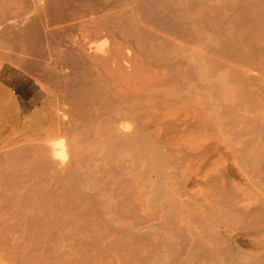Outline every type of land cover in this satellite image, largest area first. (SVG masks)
I'll return each mask as SVG.
<instances>
[{"label": "rangeland", "instance_id": "rangeland-1", "mask_svg": "<svg viewBox=\"0 0 264 264\" xmlns=\"http://www.w3.org/2000/svg\"><path fill=\"white\" fill-rule=\"evenodd\" d=\"M47 2L0 0V264H264V0H58L64 15ZM93 25L106 32L85 42ZM47 38L108 44L105 74L121 93L137 84L134 119L151 111L130 124L134 147L113 151L108 123L89 121L97 87H67Z\"/></svg>", "mask_w": 264, "mask_h": 264}, {"label": "bare ground", "instance_id": "bare-ground-1", "mask_svg": "<svg viewBox=\"0 0 264 264\" xmlns=\"http://www.w3.org/2000/svg\"><path fill=\"white\" fill-rule=\"evenodd\" d=\"M50 2V1H49ZM56 2V1H55ZM59 2H61V1H59ZM59 2H56V3H54L53 5V7H49L48 5H50V3L48 4V2H47V10H51V11H54L56 14H58V15H64V13L63 12H65L63 9H64V7L62 6V4H60ZM63 2V1H62ZM81 2V1H80ZM87 2H88V0H87ZM95 2V1H94ZM53 3V2H52ZM84 3V2H83ZM82 2H81V4H83ZM102 3V2H101ZM88 4H89V2H88ZM90 4H91V2H90ZM94 4V3H93ZM92 4V5H93ZM43 5V4H42ZM65 5V4H64ZM74 5H76V4H74ZM86 5V4H85ZM95 5V4H94ZM66 6V5H65ZM95 6H98L97 5V3H96V5ZM101 6V5H100ZM85 7V6H84ZM49 8H51V9H49ZM67 8V7H66ZM70 8V7H69ZM77 8V7H76ZM86 8V7H85ZM90 8V7H89ZM103 8V7H102ZM46 9H44V11H43V13L46 11ZM68 11V10H67ZM71 11V10H70ZM50 12V11H49ZM47 13V12H46ZM45 13V14H46ZM63 13V14H62ZM72 13V12H71ZM70 13V14H71ZM78 13V12H77ZM86 13V12H85ZM131 13V12H130ZM44 14V15H45ZM50 14H52V12H50ZM68 14V13H67ZM73 14V13H72ZM132 15V14H131ZM56 16V15H55ZM101 16V15H100ZM62 17V16H61ZM67 17V16H66ZM76 17V16H75ZM109 17V16H108ZM132 17H134V16H132ZM55 18V17H54ZM60 18V17H59ZM110 18V17H109ZM112 18H114V17H112ZM99 19V18H98ZM115 19V18H114ZM126 19V18H125ZM93 20V19H92ZM101 20V19H100ZM88 21V20H87ZM96 21V20H95ZM103 21V20H102ZM146 21V20H145ZM108 22H110V21H108ZM116 22V21H115ZM120 22H121V20H120ZM131 22V21H130ZM91 23V22H90ZM72 24V23H71ZM93 24V23H92ZM103 24V23H102ZM110 24V23H109ZM100 25V24H99ZM94 26V27H92V28H88L89 30H87L88 32L86 33V31H85V35H86V38L84 37V41H85V39H93V40H95V37H98V36H100L101 34H104L106 31H104V27L102 28V26L100 27V26ZM148 25V24H147ZM112 26V25H111ZM33 27V26H32ZM55 27V26H54ZM90 27V26H89ZM108 27H109V25H108ZM78 28V27H77ZM87 28V27H86ZM111 29V28H110ZM50 30V29H49ZM85 30V29H84ZM118 30V29H117ZM116 30V31H117ZM48 31V30H47ZM104 31V33H102ZM107 31H109V30H107ZM164 31V30H163ZM149 32V31H148ZM145 33V32H144ZM49 34V33H48ZM54 34H56V33H54ZM53 33H52V35H54ZM58 34V33H57ZM69 34V33H68ZM78 34H79V32H78ZM83 34V33H82ZM108 34V33H107ZM125 34V33H124ZM65 35H67V34H65ZM70 35V34H69ZM85 35H83V36H85ZM109 35H111V34H109ZM119 35H120V33H119ZM57 36V35H56ZM56 36H54V37H56ZM61 36V35H60ZM63 36H64V34H63ZM141 36V35H140ZM26 37H28V36H26ZM48 37V36H47ZM53 37V36H52ZM62 37V36H61ZM68 37V36H67ZM119 37V36H118ZM124 37V36H123ZM123 37H120V38H123ZM138 37H139V35H138ZM51 38V37H50ZM49 38V39H50ZM56 38H59V37H56ZM56 38H54V39H56ZM83 38V37H82ZM126 38V37H125ZM33 39V38H32ZM60 39V38H59ZM65 39V38H64ZM64 39H62V40H64ZM110 39V38H109ZM114 39V38H113ZM57 41H58V39H56ZM108 40V39H107ZM26 41V40H25ZM41 41V40H40ZM51 41L52 40H49L48 41V38H47V42H50L48 45H44V46H47L46 48H48V46L50 45V48H51V46H55L56 44V42L57 41H55V42H53L54 43V45L51 43ZM60 41V40H59ZM58 41V42H59ZM83 41V42H84ZM89 41V43H92L93 41L92 40H88ZM87 40L85 41V42H88ZM90 41H92V42H90ZM165 41V40H164ZM163 40H162V43L164 42ZM57 42V43H58ZM65 42V41H64ZM67 42V41H66ZM71 42V41H70ZM69 42V43H70ZM100 42V41H99ZM98 42V43H99ZM115 42V41H114ZM152 42V41H151ZM27 43V42H26ZM33 43V42H32ZM39 43V42H38ZM44 43V42H43ZM43 43H41L40 42V44L42 45ZM60 44L61 43H63L62 41L61 42H59ZM87 44V45H85L84 43L82 44H76L75 45V47H70V46H66L65 45V49L63 48V49H60V48H62L63 46H64V43L63 44H61L62 46L60 47L59 45L60 44H58V46L59 47H57V49H56V51L55 52H53V53H55L56 55L54 56V54L52 55L54 58H55V61H57V64H59V66L61 67V68H63L64 66H66V67H64L65 69L67 68V70H69V72H67L66 73V76L65 77H67V87H69V86H76V84H80V85H82V84H85V87H88L87 89H89V86H91L90 84H93L94 85V87H97V91L96 92H94V93H92V89H91V87H90V89L92 90V91H89L88 92V95L86 96L87 97V105H86V107L84 106V109L86 110L85 111V115H87V118L88 119H90L89 121H91L93 124H96L97 123V125L99 124V126L101 127V126H103V125H105V123L107 124L106 126H105V128L107 127V126H109L108 127V131L107 132H105V130L102 132V131H100V132H102V134L103 133H107V135L110 133L109 131H112L111 133H110V136H112V139H109V138H107V137H105V134H104V139H103V141L106 139H109L110 141L111 140H115L114 142H112L113 144H114V146H115V148L113 147V151L115 150V149H117V147H118V149L119 148H121L122 146L123 147H125V145L126 144H128V143H130V146L132 145L133 147H134V145L136 144V141H134L136 138H138L139 136H140V134H139V136H135L134 135V131L135 130H130L131 128H130V124H132V122H137V121H139V123H141V121H142V125H143V120H144V118H146V116H148L149 115V113L151 112H149L148 110H147V113L146 114H148V115H145V116H143L142 117V119H141V121H140V118L139 117H137L138 118V120L136 121V119H134V114L135 113H137L136 111L134 112V108H135V106L133 107V106H131L132 104V100H134L133 102H135L136 100L135 99H133V96H132V94L134 95V91H132V89H134V87L137 85H135L134 86V84H133V86H130V87H132V89L130 90L131 91V93L128 91V89H127V87L126 88H124V87H122V89L124 88V90H126V93H124V92H122L121 93V91H120V88L118 89V83H117V79H116V77H109L107 74H105L106 73V71L108 70V64L107 63H110L109 61H112L109 57H106L104 54L108 51V49L106 50L105 48H107V45L108 44ZM112 43V42H111ZM124 42H122V43H116V45H115V47L113 48L114 50H116V51H121V50H124L125 48H127V46L125 45V44H123ZM161 43V44H162ZM196 43V42H195ZM37 44V43H36ZM113 44V43H112ZM157 44V43H156ZM40 45V46H41ZM106 45V46H105ZM163 45V44H162ZM39 46V47H40ZM43 45L40 47V48H42V47H44ZM86 46V47H85ZM159 46V45H158ZM34 48V47H33ZM39 48V49H40ZM52 48H54L55 49V47H52ZM151 48V47H150ZM162 48V47H161ZM32 49V48H31ZM45 49V48H44ZM43 48H42V51L44 50ZM41 50V49H40ZM50 50H53V49H50ZM113 50V51H114ZM127 50H128V48H127ZM139 50V49H138ZM144 50V49H143ZM149 50H151V49H149ZM48 51H49V49H48ZM130 51H131V49H130ZM44 52V51H43ZM89 52H93V54L92 53H89ZM125 52H126V50H125ZM148 52V51H147ZM194 52V51H193ZM95 53V54H94ZM108 53V52H107ZM195 53V52H194ZM107 55V54H106ZM131 55V54H130ZM193 55V54H192ZM110 56V55H109ZM198 56V55H197ZM115 57V56H114ZM56 59H58V60H56ZM54 61V62H55ZM196 61H194V64H196L195 63ZM111 63H113V62H111ZM110 63V64H111ZM128 64V63H127ZM111 66V65H110ZM144 66H146V65H144ZM110 68V67H109ZM58 69V68H57ZM60 69V68H59ZM61 70H63V69H61ZM66 72V71H65ZM109 73H110V71H109ZM116 73V72H115ZM114 73V74H115ZM127 73V72H126ZM113 74V75H114ZM65 75V74H64ZM162 75V74H161ZM115 76V75H114ZM118 76V75H117ZM159 76V75H158ZM156 77V76H155ZM130 78V77H129ZM171 78V77H170ZM148 79V78H147ZM130 80V79H129ZM157 80V79H156ZM164 80V79H163ZM163 80H161V81H163ZM166 80H168V79H166ZM169 81H172V79L171 80H169ZM63 82V81H62ZM61 82V83H62ZM119 82V81H118ZM129 82V81H128ZM148 82V81H147ZM150 82V81H149ZM120 83V82H119ZM151 83V82H150ZM156 83H158V82H156ZM64 84V83H63ZM131 84V83H130ZM87 85H89V86H87ZM65 86V85H64ZM128 86V85H127ZM147 86V85H146ZM139 87V86H138ZM143 87V90H144V87L145 86H142ZM142 87H141V89H142ZM150 87H151V85H150ZM149 87V88H150ZM128 88H129V86H128ZM154 88V87H153ZM157 88V87H156ZM159 88V87H158ZM80 89V88H79ZM137 89V88H136ZM140 89V88H139ZM161 89V88H160ZM169 89V88H168ZM147 90V89H146ZM155 90V89H154ZM184 90V89H183ZM105 91V93H106V91H108V92H110V94L109 93H106L107 95L104 97V101L105 102H103V103H100V101H101V99H100V95L101 94H103V92ZM151 91H153V90H151ZM90 92H91V94H90ZM129 92V93H128ZM84 93V92H83ZM136 93L137 92H135V95H136ZM141 93V92H140ZM158 93V92H157ZM163 93V92H162ZM165 94V93H164ZM86 95V94H85ZM104 95V94H103ZM139 95V94H138ZM142 95V94H141ZM74 96V95H73ZM147 96H149V94L148 95H146V97ZM83 97V96H82ZM85 97V98H86ZM144 97V100H146V102H147V104H148V100H150L149 98H151V96L150 97H148V98H146L145 97V95L143 96ZM142 97V98H143ZM141 98V102H143L142 99ZM146 98V99H145ZM73 99H74V97H73ZM148 99V100H147ZM68 101V100H67ZM94 101H97L96 102V104H98L97 105V107H94V105L95 104H93L94 103ZM140 100H138L137 99V102L138 103H140L139 102ZM151 101V100H150ZM78 105H79V103H78V101H75ZM84 102V101H83ZM93 102V103H92ZM145 102V101H144ZM144 102H143V104H144ZM145 102V103H146ZM76 103H73V105L74 104H76ZM129 103H130V105H129ZM69 104V103H68ZM76 104V105H77ZM81 104V103H80ZM150 104V103H149ZM71 105H72V103H71ZM76 105H75V107H76ZM77 105V107H76V109H75V111L73 110V112L75 113V116L77 115L78 116V120H80V124L82 123V124H84L85 123V120H83V119H81V117H82V112L80 111L81 109H79V106ZM83 105H85L84 103H83ZM125 105V106H124ZM139 106H146V104H144V105H139ZM138 106V107H139ZM71 107H74V106H71ZM83 107V106H82ZM137 107V106H136ZM143 107V108H144ZM81 108V107H80ZM140 108V107H139ZM143 108H141V109H143ZM152 108V107H151ZM67 109V108H66ZM135 110H138L137 108H135ZM140 110V109H139ZM159 110V109H158ZM84 111V110H83ZM68 112V111H67ZM149 112V113H148ZM145 113V112H144ZM73 114V113H72ZM69 115V114H68ZM135 116H136V114H135ZM149 118H150V115H149ZM148 118V119H149ZM133 119L135 120V121H133ZM147 119V118H146ZM145 119V120H146ZM75 120V119H74ZM144 120V121H145ZM155 120V119H154ZM71 121V120H70ZM147 121H149V120H147ZM146 121V122H147ZM76 122V121H75ZM138 123V122H137ZM149 123V122H148ZM73 124H74V121H73ZM78 124V123H77ZM62 125V124H61ZM74 125H76V123L74 124ZM152 125H154V124H152ZM133 126V125H132ZM139 126V125H138ZM64 127H66L65 125L63 126L62 125V130H63V128ZM147 127V126H146ZM149 127V126H148ZM147 127V128H148ZM154 127V126H153ZM98 128V127H97ZM174 128V127H173ZM69 129V128H68ZM79 129V128H78ZM101 129H103L102 127H101ZM107 129V128H106ZM139 129H145V128H141L140 126H139ZM149 129V128H148ZM65 130V129H64ZM70 130V129H69ZM75 130H77V129H75ZM67 131L68 130H65L64 132L63 131H61V130H59V131H57V137H58V134L59 135H63L64 137L65 136H67V135H65V132L67 133ZM78 131H80V129L78 130ZM99 131V130H98ZM146 131V130H145ZM154 131H156V130H154ZM77 132V131H76ZM96 132H97V130H96ZM139 132H141L142 133V130L141 131H139ZM138 132V133H139ZM70 133V132H69ZM79 134V133H78ZM97 134H98V132H97ZM96 134V135H97ZM147 134H149L150 135V133H148L147 132ZM52 135V134H51ZM70 135H71V133H70ZM101 135V134H100ZM80 136V135H79ZM53 137H55V136H53ZM61 137V136H60ZM74 137H75V135H74ZM78 137V136H77ZM97 137H100V136H97ZM96 137V138H97ZM126 137L128 138V139H126ZM141 137H142V135H141ZM141 137H140V139H141ZM144 137V136H143ZM142 137V139H141V141L142 142H140V143H143L145 146H148L147 144H146V141H144L143 142V139L145 138H143ZM83 138V137H82ZM101 138V137H100ZM147 138V137H146ZM70 139V138H69ZM139 139V138H138ZM55 140V141H54ZM54 142L53 143H51L50 145H51V147H49V150H50V148L52 149V155L55 157V158H59V159H62L63 157H64V151H63V144H62V142H60V141H56V139L54 138ZM109 140H107V144L109 145L110 144V142L108 143V141ZM131 140H133V141H131ZM146 140V139H145ZM70 141V140H69ZM153 141L155 142V140L153 139ZM52 142V141H51ZM105 142L106 141H104V143L103 144H105ZM131 142H135V144L133 143H131ZM138 142V141H137ZM149 142H150V140H149ZM79 143V142H78ZM77 143V144H78ZM66 144V143H65ZM69 144H70V142H69ZM72 144V143H71ZM74 144H75V142H74ZM102 144V143H101ZM112 144V145H113ZM76 145V144H75ZM112 145H110L111 147H112ZM139 145H142V144H139ZM138 144L136 145V146H139ZM164 145V144H163ZM65 146V145H64ZM79 147H80V145H78ZM83 146V145H82ZM129 146V147H130ZM150 146V145H149ZM74 147V146H73ZM109 147V146H108ZM122 147V148H123ZM110 148V147H109ZM79 149V148H78ZM81 149V148H80ZM139 149H140V147H139ZM145 149V148H144ZM67 151V150H66ZM82 151V150H81ZM85 151V150H84ZM118 151V150H117ZM119 151H120V149H119ZM125 152H126V148H125V150H124ZM129 151V150H128ZM143 151V150H142ZM113 153V152H112ZM127 153V152H126ZM129 153H133V151H129ZM128 153V154H129ZM115 154V153H114ZM125 154V153H124ZM51 155V156H52ZM75 155V154H74ZM134 155V154H133ZM148 155V154H147ZM128 157V156H127ZM75 158V157H74ZM76 159V158H75ZM104 159V158H103ZM114 159H116L115 157H114ZM128 159V158H127ZM79 161V160H78ZM57 162H58V160H57ZM64 162V161H63ZM141 162V161H140ZM80 163V162H79ZM127 163V162H126ZM58 164V163H57ZM63 164V163H62ZM71 164V163H70ZM82 164V163H81ZM69 165V163L66 165V166H68ZM73 165V164H72ZM75 165V164H74ZM118 165V164H117ZM65 166V165H64ZM75 166H77V165H75ZM102 167H103V165H101ZM119 166V165H118ZM121 166V165H120ZM129 166V165H128ZM68 167H70V166H68ZM96 167H97V165H96ZM99 167H100V165H99ZM65 168V167H64ZM128 168V167H127ZM144 168H146V167H144ZM78 169V168H77ZM133 170V169H132ZM71 171V170H70ZM73 171V170H72ZM74 172V171H73ZM71 173V172H70ZM146 174V173H145ZM149 177V176H148ZM173 177H175V176H173ZM133 178V177H132ZM83 179V178H82ZM81 179V180H82ZM150 180V179H149ZM98 181H100V179L98 180ZM102 182V181H101ZM107 182H110L111 183V180L110 181H107ZM104 183V182H103ZM79 184V183H78ZM105 186V185H104ZM87 187V186H86ZM157 187V186H156ZM146 188V187H145ZM144 189V188H143ZM147 189V188H146ZM107 191V190H106ZM106 193V192H105ZM108 196V195H107ZM108 198H110V197H108ZM147 200V199H146ZM148 203H149V201H148ZM196 208V207H195ZM115 210V209H114ZM97 211V210H96ZM101 211V210H100ZM116 211V210H115ZM96 213V212H95ZM117 213V212H116ZM25 214V213H24ZM28 215V214H27ZM101 215V214H100ZM92 216V215H91ZM98 217H99V215H98ZM101 220V219H100ZM184 221V220H183ZM91 222V221H90ZM100 222V221H99ZM52 224V223H51ZM50 224V225H51ZM210 226V225H209ZM124 230V229H123ZM99 231V230H98ZM100 232V231H99ZM203 233V232H202ZM97 234H98V232H97ZM211 234V233H210ZM193 236V235H192ZM198 236V235H197ZM203 236V235H202ZM208 237V236H207ZM211 237V240L213 239V237L212 236H210ZM209 237V238H210ZM194 238V237H193ZM222 239V238H221ZM187 240V239H186ZM195 240H196V238H195ZM207 240V239H206ZM209 241V240H208ZM218 241V240H217ZM213 242H214V240H213ZM184 242H182V244H183ZM194 243H196V241L195 242H193V244ZM178 244V243H177ZM192 244V245H193ZM214 244V243H213ZM179 245V244H178ZM191 245V246H192ZM210 245V244H209ZM227 245V244H226ZM229 245V244H228ZM184 246V245H183ZM179 247V246H178ZM236 247H237V245H236ZM183 248V247H182ZM181 248V249H182ZM191 248V247H190ZM209 248V247H208ZM192 249V248H191ZM177 250V249H176ZM179 252H180V249L178 250ZM182 251V250H181ZM192 251H193V249H192ZM194 251H195V249H194ZM177 252V251H176ZM220 252V251H219ZM239 252V251H238ZM193 253V252H192ZM158 254H160V253H158ZM188 254H189V252H188ZM190 254H191V252H190ZM233 254V253H232ZM178 255H180V254H178ZM192 256V255H191ZM187 257H189L190 258V256H188L187 255ZM216 257V256H215ZM183 258V257H182ZM181 257H180V259H182ZM188 258V259H189ZM194 258V259H193ZM192 258V261H191V263L193 262H195V257H193ZM156 259V258H155ZM184 259L185 260H187L185 257H184ZM201 260V259H200ZM207 260V259H206ZM190 261V260H189ZM198 261V260H197ZM203 261V260H202ZM206 262V261H205ZM183 263V262H182ZM190 263V264H191ZM192 263V264H193Z\"/></svg>", "mask_w": 264, "mask_h": 264}, {"label": "crops", "instance_id": "crops-1", "mask_svg": "<svg viewBox=\"0 0 264 264\" xmlns=\"http://www.w3.org/2000/svg\"><path fill=\"white\" fill-rule=\"evenodd\" d=\"M50 1V2H49ZM58 2V0H48V4L50 3V5H48L49 7H53L54 5V3H56V2ZM53 2V3H52ZM57 4V3H56ZM23 43V45H25V46H27V43H26V41H22ZM16 45L18 46V44L16 43ZM20 62L21 63H23L24 64V66H26L27 64L24 62V61H22L21 59H20ZM12 70H14V71H16L17 72V74L19 75L20 74V77L22 78V82H24V84L23 85H21L20 87L19 86H17V92H15V94L18 96V97H20L22 100H28V99H31V97H32V94L29 92L30 90H31V88L33 87V86H36V84L33 82V81H30V83L29 84H27L28 82H29V80H30V78L29 77H27V76H24L23 75V73H21V71H23V70H21L20 68H18V67H16V66H14L13 65V67H10ZM2 69H3V64L0 66V73L2 72ZM0 89H3L1 86H4V87H8V86H6V84H4L3 82H0ZM26 93V94H25Z\"/></svg>", "mask_w": 264, "mask_h": 264}]
</instances>
